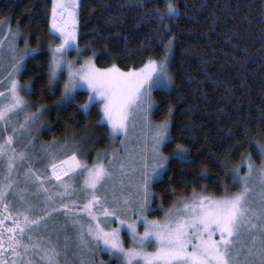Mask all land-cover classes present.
Masks as SVG:
<instances>
[{"label": "trees", "instance_id": "trees-1", "mask_svg": "<svg viewBox=\"0 0 264 264\" xmlns=\"http://www.w3.org/2000/svg\"><path fill=\"white\" fill-rule=\"evenodd\" d=\"M174 2L178 13L163 21L167 29L148 15L163 10L166 0H79L78 9L76 42L87 49L82 56L93 49L103 53L94 57L99 67H140L149 56L161 57L165 42L175 37L169 60L173 87L153 91L151 118L169 122L172 140L163 154L179 143L191 158L168 159L161 178L151 184L150 205L156 209L149 215L154 217L193 193L220 196L232 190L235 166L248 157L259 164L258 145L264 144V0ZM50 18L51 0H0V26L8 21L23 34L19 44L34 50L20 80L41 107L58 108L49 113L38 139L56 146L78 139L83 149L77 158L91 166L94 155L109 147L108 128L96 104L87 111L79 107L86 91H77L72 102L54 104L61 89L48 79Z\"/></svg>", "mask_w": 264, "mask_h": 264}, {"label": "snow or ice", "instance_id": "snow-or-ice-1", "mask_svg": "<svg viewBox=\"0 0 264 264\" xmlns=\"http://www.w3.org/2000/svg\"><path fill=\"white\" fill-rule=\"evenodd\" d=\"M50 26L53 35L58 34L59 43L50 44L49 82L55 81L64 72L67 79L63 84L61 93V103L71 101L73 93L78 88H86L88 98L79 107L85 111L91 105L99 104L101 113L100 119L106 120L113 133L123 132L128 134V122L133 120L135 114L147 115L154 102L150 93L153 89L169 90L172 78L169 74V57L172 51V41L175 37H169L165 42L161 57H147L140 67H128L126 70L120 68L116 63H111L107 67H99L94 57L102 55L96 49L91 54L84 56L79 64L77 60L81 58L87 49H82L77 41V20L79 0H51ZM178 13L174 0H166L163 10L156 8L148 11L149 16H155L162 22V26L167 29L168 25L163 24L165 19H171ZM9 31H13L9 29ZM18 29L14 34L18 33ZM74 49L76 55L69 58L67 53ZM34 50L27 46L23 50V55L12 65L10 76H15L21 71V61L25 55H30ZM106 51V50H105ZM27 84H21L16 79H11L8 93L10 98L7 103L0 104V119L10 115L13 110L22 111L28 105L24 97L20 95V89H26ZM8 93H0V96ZM37 112L25 115L26 123H34L38 118ZM135 123V121H134ZM25 125H21L24 127ZM145 126H150V122L145 121ZM172 138L168 129V122L162 121L152 129V155L151 168H149L148 157L142 156V183L138 186L143 191V199L137 198L139 207L129 204L125 198V211L131 208L137 215L136 220H123L115 208L104 207V218L115 217L119 224L115 228L102 226L96 220L93 205H101V198L95 195V190L103 180L110 176L108 168L101 161L91 166L81 164L77 158V153L72 152L61 162V166L68 165L69 171L79 169L81 172L86 169L87 175L84 183L93 190L91 200L85 204L88 215L95 220V224H89L87 232L96 238L98 245L102 244L112 255L121 257V264H236L238 254L234 253L233 246L237 237L242 234V230L257 232L264 237V210L253 212L250 207L248 196L252 191L249 186L250 177L258 175L260 184L264 187V165L257 168L248 157V171L242 176L239 173L240 164L234 168V179H238L242 187L231 194L222 196L202 195L193 193L191 198L183 201L179 208H170L163 220H149L143 217L144 231L137 232L136 225L141 220L139 213L146 210L149 198L148 183L160 175V171L165 167L168 159L190 160L189 150L186 146L177 143L175 148L168 155L160 152V146L166 142H171ZM12 137L0 142V157H3L9 150ZM258 150L264 154V144L258 145ZM104 155V154H101ZM23 157L24 153H19ZM245 158H242L243 163ZM9 168L12 166V157L8 158ZM129 163H132L130 161ZM55 175V165H52ZM125 168V164L120 165ZM149 171L151 175H149ZM67 187V185H66ZM5 189L0 187V198L3 197ZM264 205V199L261 200ZM67 207V205H62ZM83 211V210H81ZM39 219V217H37ZM0 221V227L4 224ZM28 223L27 213H24V223H17L8 228L11 233L8 239V247L13 256L22 255L17 249L22 248L26 253L29 248L38 249L39 244L25 245L18 236H22L25 225ZM127 225L131 234L132 246L125 247L121 241L119 232L121 225ZM19 229V233L17 232ZM256 237L253 236V240ZM4 236L0 235V250L4 247ZM149 246L151 250H149ZM49 264H55L54 256H57L55 248L45 249ZM260 264H264V248L258 253ZM0 264L6 262L0 260Z\"/></svg>", "mask_w": 264, "mask_h": 264}, {"label": "rangeland", "instance_id": "rangeland-1", "mask_svg": "<svg viewBox=\"0 0 264 264\" xmlns=\"http://www.w3.org/2000/svg\"><path fill=\"white\" fill-rule=\"evenodd\" d=\"M9 29L13 31H9ZM15 30L17 29H14L8 21H4L0 26V93H8L10 81L13 78L21 84H27L20 80V74L26 60L33 53L25 55L21 61V71L16 73L14 77L10 76L12 65L23 55L24 48L26 46L30 48L27 43L19 44L23 34L19 31L14 34ZM51 38L50 44L60 42L58 34L53 35V31ZM17 43L18 45H16ZM50 44H48L49 58L51 55ZM72 50L67 53L69 58L76 55V52ZM83 57L81 56L76 63H81ZM170 58L171 53L169 60ZM169 74L172 78L170 62ZM66 79L67 73L64 72L55 81L51 82V85L59 86L62 93ZM154 90L150 93L151 100L154 102L152 108L146 116L139 113L134 115L133 120L128 122L127 135L123 132L113 133L105 120L110 138L109 147L101 153L104 155H94L96 158L95 163L102 161L111 173L95 190V195L101 198V205L94 204L93 209L94 214L98 213L96 220H99L102 226L115 228L119 224L115 217L104 218V207L110 210L115 208L117 215L123 220L137 219V215L131 208L125 211V198H127L129 204H135L137 208L139 207L137 198L143 199V191L138 187L142 183L141 169L144 160L141 157H148L149 168H151L152 129L160 123L153 121L151 118L156 105L152 98ZM19 91L28 106L22 111L13 110L10 115L0 119V142L6 141L9 136L12 137L9 150L3 157H0V187L5 189L3 197L0 198V211L3 216L5 215L8 220H11L8 227L17 223V220L24 223V213H27L28 223L25 225L23 235L18 236V239L25 245L34 246L39 244L40 247L38 249L29 248L26 253L22 248H18L17 252L23 254L15 257V264H49L45 253L46 248H55L58 253L57 256L53 257L55 264H108L111 261L110 259H114L116 264H121V257L112 255L102 244L98 245L96 238L87 232L88 225L96 222L85 209L86 202L91 200L93 195V190L84 183L87 170L85 169L82 172L79 169L69 171L67 164L61 166V162L65 161L66 157L71 156L73 151L78 156L81 149H83V145L81 146V143L75 138L65 142L66 145L62 144L60 146H56L57 143L55 142L41 143L37 135L46 128L49 113L57 111L58 108L53 107L51 111H48V108L46 110L41 107L43 105L31 97L32 90L28 84L26 89H20ZM77 91H86L88 94L86 88H78L74 91L71 101L68 102L74 101V95ZM9 98L10 93L0 96V104L7 103ZM60 101L61 97L54 104L59 107V105L68 103H61ZM96 105L99 108V104ZM38 109L39 118L34 123H26L25 115L37 112ZM145 121L150 122V126H145ZM165 121L168 122V120ZM21 125L25 126L21 127ZM92 141L93 136L87 137L86 142L90 143L89 149ZM164 144L160 146L161 154H163ZM21 152L24 153L23 157L19 156ZM96 155L98 156L96 157ZM9 157H12L11 168H9ZM79 161L82 163L81 159ZM130 161L132 163H129ZM248 162V160H244L240 165L239 173L241 176L248 171ZM122 163L125 164V168L120 167ZM52 165L56 166L55 175L53 174ZM254 165L257 168L264 165V154L261 153V162ZM164 169L165 167L160 171L159 176L149 180L148 192L150 195L146 210L139 213L141 220L136 225L137 232L144 231L142 222L144 216L149 220H163L169 211V209L162 211L160 217L149 215L153 209H156L150 205L153 195L150 187L154 181L161 178ZM149 175H151L150 171ZM234 185L236 187L229 191L226 190L222 195L234 193L242 187L238 179H234ZM249 186L252 191L248 196V201L253 212L264 210V205L261 204V200L264 199V187L261 186L258 175L250 177ZM186 199L177 202L171 208H179ZM62 205H67V207H62ZM5 231L4 229L2 233L4 234ZM17 232L19 233V229H17ZM10 235L11 233L8 236ZM119 236L125 247L132 246L131 234L126 224L120 226ZM123 236H126V238ZM253 236L256 237L255 240H253ZM3 243L4 248L9 249L8 242L3 241ZM262 248H264V237L260 235L259 230L257 232H250L247 229L242 230V234L236 238L233 246L234 253L238 254L236 264H260L258 253ZM149 250H151L150 246ZM1 258L0 260L6 262V264H13L10 249L5 255H1Z\"/></svg>", "mask_w": 264, "mask_h": 264}, {"label": "flooded vegetation", "instance_id": "flooded-vegetation-1", "mask_svg": "<svg viewBox=\"0 0 264 264\" xmlns=\"http://www.w3.org/2000/svg\"><path fill=\"white\" fill-rule=\"evenodd\" d=\"M0 221H4V222H5V223L2 225V228H0V235L3 234L2 232H3L4 229H5L7 232L5 231L4 234H3V235H4V241L8 242L7 236L10 234V233L8 232V228H9V227H8V224L11 223V220H8L7 217H6L5 215L3 216V215L1 214V211H0ZM3 227H4V229H3ZM7 252H9V249L3 247V250H0V259H2V258H1V255H5Z\"/></svg>", "mask_w": 264, "mask_h": 264}]
</instances>
